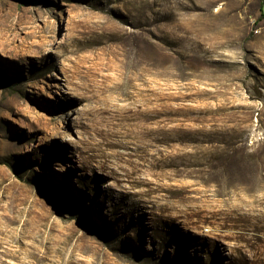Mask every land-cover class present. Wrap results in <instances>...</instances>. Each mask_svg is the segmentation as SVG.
<instances>
[{"label":"rangeland","instance_id":"1","mask_svg":"<svg viewBox=\"0 0 264 264\" xmlns=\"http://www.w3.org/2000/svg\"><path fill=\"white\" fill-rule=\"evenodd\" d=\"M1 260L264 264V0H0Z\"/></svg>","mask_w":264,"mask_h":264},{"label":"bare ground","instance_id":"2","mask_svg":"<svg viewBox=\"0 0 264 264\" xmlns=\"http://www.w3.org/2000/svg\"><path fill=\"white\" fill-rule=\"evenodd\" d=\"M1 262V264H11V263H6V261H3V260H1L0 261ZM13 264H15V263H13ZM17 264H28L26 261H19Z\"/></svg>","mask_w":264,"mask_h":264}]
</instances>
